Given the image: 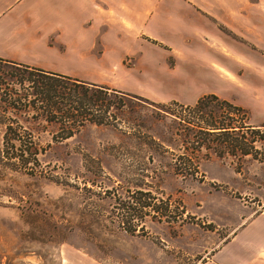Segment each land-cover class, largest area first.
Listing matches in <instances>:
<instances>
[{
  "label": "rangeland",
  "instance_id": "1",
  "mask_svg": "<svg viewBox=\"0 0 264 264\" xmlns=\"http://www.w3.org/2000/svg\"><path fill=\"white\" fill-rule=\"evenodd\" d=\"M51 1L7 0L3 18L14 17V27L24 26L31 15L38 23L48 19L45 27L62 30L60 44L70 55L57 68L154 97L142 96L149 103L133 100L134 111L124 108L114 124L87 123L62 138L58 124L2 100L23 95L26 84L18 82L20 67L0 60V264H86L82 257L101 264L197 263L230 235L249 205L258 209L264 202V140L252 142L254 133L264 137V70L256 71L264 68V0H175L169 14L175 19L167 23L164 0L156 8L152 2L144 28L156 39L118 31L93 7L97 2L106 8L104 0H63L72 9H63L56 21L46 8ZM207 11L213 25L243 28L245 40L254 45L242 49L253 54V63L221 59L228 68H239L240 80L254 79L227 88L234 98L229 102L246 112L247 118L237 121L249 125L241 134L246 133L250 155L218 156L192 141L194 129H182L176 121L181 105L193 103L185 102L182 61L172 72L162 50L168 43L181 46L174 35L191 28L183 14ZM20 37L11 43L20 44ZM229 42L241 50L242 43ZM146 65L160 76L149 70L143 75L140 68L147 72ZM167 75L178 81L168 82Z\"/></svg>",
  "mask_w": 264,
  "mask_h": 264
},
{
  "label": "crops",
  "instance_id": "2",
  "mask_svg": "<svg viewBox=\"0 0 264 264\" xmlns=\"http://www.w3.org/2000/svg\"><path fill=\"white\" fill-rule=\"evenodd\" d=\"M53 1L47 3L46 8L53 11L55 16L54 21L62 14L63 9L65 11L68 9L71 11L72 9L71 5L69 8L63 5V0ZM65 1L72 2V0ZM152 2L155 3L152 7L156 8L157 3L163 1L104 0V3L107 5L106 8L99 6L97 2H93V7L99 13L105 14L109 21L112 23L114 21V24L120 28L118 31L123 30L139 39L144 35L151 39H156L155 35H152L144 28L147 25V19L151 18L147 13L149 11L148 7ZM174 2L176 1L164 0L165 5H163V8L166 10V23L169 22L170 18L172 20L175 19H173L174 15H169L170 13L172 14L171 8ZM8 5L7 0H0V42L4 38L10 40V43L4 42L2 43L3 45L0 44V58L72 76L69 72L57 68L58 63L70 57V55L66 54L65 48H62L60 44L62 43L60 39L62 30L60 28L55 30L47 29L45 25H47L49 20H41L38 23L37 20L32 19L34 18L33 15L23 21L24 26L14 27V17L3 18L5 15L4 9ZM142 5H144L143 10L146 17L141 19ZM262 8L264 11V6ZM208 14H211V12H203V15H193L190 12L183 14L182 17L185 18L184 21L186 23L188 22L190 25L191 21V28L187 30V33L183 32L174 35L181 37L182 44L181 46H177L176 44L168 43L167 48L162 50L163 59L171 62L169 63L171 66L169 69L172 72H175L178 68V60L182 61L181 85L183 84L182 86L188 87V89L185 87L188 90L185 94V97L188 98V100H185L186 103H194L198 98L208 94H214L222 99L234 102V98L228 94L230 92L227 88L234 86L241 88L254 79L250 77L248 80H245V78L240 80L242 72L237 71L239 68H228L221 62V59L232 63L242 61L253 63L251 59L253 54L251 53V57H249L248 54L242 52L244 51L242 49L246 47L254 48V45L245 40L248 34L245 29L242 28L240 32H236L229 29V27L223 28L219 25V28L217 27L218 22L216 25H213L212 21L206 17ZM201 23H210L212 25L207 29H201ZM262 24H264L263 21ZM225 34H228L232 38L229 40L242 43L241 50L236 45L235 48H232L229 40H222L220 38L221 35ZM15 35L21 36L20 44L15 45L11 43V39ZM159 41L162 40L159 39ZM64 46L66 47L67 45L65 44ZM139 59L140 57L135 58V60ZM146 68L147 72H145V68H140L143 75L146 74L148 76L149 70L152 77L160 76L159 73L151 70L147 65ZM263 70V67L256 69L258 72ZM167 81L175 83L178 80L170 81V76L167 75ZM196 83H198L197 88ZM137 94L141 97H154L152 94L138 93V91ZM172 98L174 96L161 99ZM235 102L242 104L236 100ZM247 209L231 230L230 235L219 242L209 255H206L208 253L205 252V255L201 256V260L195 264H264V202L261 203L258 209H254L253 205L252 207L249 205ZM80 259L86 264H101L86 257Z\"/></svg>",
  "mask_w": 264,
  "mask_h": 264
},
{
  "label": "trees",
  "instance_id": "3",
  "mask_svg": "<svg viewBox=\"0 0 264 264\" xmlns=\"http://www.w3.org/2000/svg\"><path fill=\"white\" fill-rule=\"evenodd\" d=\"M0 60L20 67L22 72L19 74L18 82L26 84L23 86V95L14 93L13 96L8 95L9 98L2 97V100L8 101L12 108L32 110L47 122L58 124L60 131L63 132L62 138L71 137L87 123L114 124L124 108L134 111L133 100H136L137 104L141 101L149 103L143 97L87 82L71 75L1 58ZM154 106L163 108V105ZM180 108L176 121L182 129H194V132L191 131L192 141L196 144L212 148L218 156L225 152L234 155L252 154L246 133L241 134L243 128H248L249 125L246 124V120L237 121L247 118L241 107L217 95L208 94L198 98L195 103L181 105ZM11 129L8 125L5 139ZM255 140H264V137L254 133L252 142ZM212 143L218 144L217 147L216 145L213 147ZM253 157L257 158L256 155Z\"/></svg>",
  "mask_w": 264,
  "mask_h": 264
}]
</instances>
